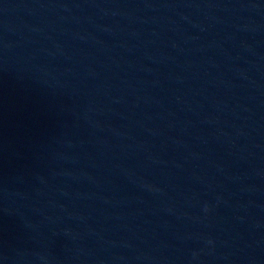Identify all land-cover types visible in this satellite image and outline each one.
I'll use <instances>...</instances> for the list:
<instances>
[{
  "label": "water",
  "instance_id": "water-1",
  "mask_svg": "<svg viewBox=\"0 0 264 264\" xmlns=\"http://www.w3.org/2000/svg\"><path fill=\"white\" fill-rule=\"evenodd\" d=\"M0 264H264V0H0Z\"/></svg>",
  "mask_w": 264,
  "mask_h": 264
}]
</instances>
